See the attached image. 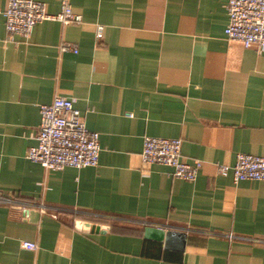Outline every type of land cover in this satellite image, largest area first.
I'll use <instances>...</instances> for the list:
<instances>
[{"label": "crops", "instance_id": "obj_1", "mask_svg": "<svg viewBox=\"0 0 264 264\" xmlns=\"http://www.w3.org/2000/svg\"><path fill=\"white\" fill-rule=\"evenodd\" d=\"M69 2L80 23L9 37L0 0V192L12 199L0 203V264H264V180L216 168L264 156V51L226 37L227 0ZM55 95L99 133L97 165L48 170L26 156ZM145 135L181 138L182 159L202 161L196 178L143 163ZM147 226L184 232L183 249Z\"/></svg>", "mask_w": 264, "mask_h": 264}, {"label": "built area", "instance_id": "obj_2", "mask_svg": "<svg viewBox=\"0 0 264 264\" xmlns=\"http://www.w3.org/2000/svg\"><path fill=\"white\" fill-rule=\"evenodd\" d=\"M61 8L56 14L49 13L46 4L40 0H7L3 9L6 32L9 37H28L34 26L45 19H58L62 23H80L81 15L76 13L69 0H60ZM228 21L224 29L228 39L238 40L245 47L255 46L264 51V0H227ZM95 35L100 39L103 26L96 25ZM77 51L75 45L62 42L60 50ZM40 120L35 133L36 143L28 147L26 156L40 163L48 170L66 166H95L99 160V133L86 127L81 111L72 98L55 95L49 103L39 106ZM182 139L145 135L140 157L143 163H159L170 166L174 177L194 180L202 166L200 159L188 162L181 156ZM218 173H231L234 181L244 179L264 180V156L251 153H237L232 164L216 163ZM12 199L0 192V203ZM22 245L35 249L33 241Z\"/></svg>", "mask_w": 264, "mask_h": 264}, {"label": "water", "instance_id": "obj_3", "mask_svg": "<svg viewBox=\"0 0 264 264\" xmlns=\"http://www.w3.org/2000/svg\"><path fill=\"white\" fill-rule=\"evenodd\" d=\"M77 228H81L83 230H91V231H105L109 229L107 225H95L89 222H80L76 221L75 223ZM144 235L149 238L162 240L164 242L165 247H173L179 250L183 249L184 242H185V235L184 232L176 229H159L147 226L144 228Z\"/></svg>", "mask_w": 264, "mask_h": 264}]
</instances>
